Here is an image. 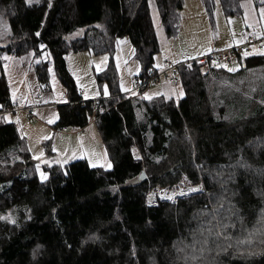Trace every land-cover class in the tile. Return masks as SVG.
<instances>
[{
    "label": "trees",
    "instance_id": "obj_1",
    "mask_svg": "<svg viewBox=\"0 0 264 264\" xmlns=\"http://www.w3.org/2000/svg\"><path fill=\"white\" fill-rule=\"evenodd\" d=\"M153 1L173 33L182 0ZM239 1L218 0L225 17L239 15ZM201 2L212 23L214 0ZM0 21V51L30 52L41 84L51 61L65 98L53 127L92 120L111 161L43 164L39 179L25 139L0 115V264H143L144 247L154 264H264V53L238 58L236 70L180 68L176 97L125 96L117 37L133 47V80L158 68L148 0H0ZM79 50L108 56L94 73L107 89L96 98L84 99L66 68L64 56ZM11 103L0 68V109ZM179 180L201 190L145 203L147 191Z\"/></svg>",
    "mask_w": 264,
    "mask_h": 264
},
{
    "label": "rangeland",
    "instance_id": "obj_2",
    "mask_svg": "<svg viewBox=\"0 0 264 264\" xmlns=\"http://www.w3.org/2000/svg\"><path fill=\"white\" fill-rule=\"evenodd\" d=\"M148 5L158 46V50L153 56V64H160L159 67L162 60H174L189 52L199 53L210 48H222L221 46L231 44L234 39L238 40L234 35L237 32L240 35L243 33L240 42L247 34L252 35L256 41L264 35V4L261 0H240L239 15L227 18L224 16L218 0H214L212 23L201 0H182V7L178 12V22L171 34L165 32L154 1L148 0ZM238 23L241 24L240 27L236 26ZM6 26L5 22L0 21V45L7 39ZM254 43L249 46L250 50L245 54H255L253 52L256 50L264 52L256 48L257 44ZM103 55L94 57L86 50H79L64 56L66 68L83 98H96L98 94L107 91L105 85L97 84L94 75L108 63V56ZM34 64L35 60L30 52L13 55L0 51V68L8 85L11 102L18 107L32 106L28 113L14 111L2 116L6 121L11 122L15 126L17 134L25 139L31 157L36 161L38 178L43 179L46 176L41 169L43 164L64 166L67 162L77 159L84 160L92 167L109 168L111 161L105 146L100 141L94 123L87 124L82 128L67 127L66 131L59 130L61 136L53 133L56 128L53 127L55 106L64 102V93L51 61L47 66L48 80L46 84L38 82L33 70ZM112 64L119 86L125 89L130 88L129 82L132 76L138 73L139 64L133 57V47L125 35L117 37L115 40ZM226 68L236 70L238 63L234 62ZM167 85L160 83L157 90L149 89L145 91V94L150 95L160 89L165 91L170 89L169 91L173 93L174 97L178 96L179 85H170V88ZM175 183H179L183 190H173L166 188V185H161L147 192L145 202L149 204L157 200L174 202L179 197L191 194L192 189L200 188V183L190 184L184 180ZM159 189H166L162 196L166 199L158 198ZM206 247L207 244L204 248ZM143 249L145 254L142 248H137L139 255L144 256L143 264H154L150 251L146 247Z\"/></svg>",
    "mask_w": 264,
    "mask_h": 264
},
{
    "label": "built area",
    "instance_id": "obj_3",
    "mask_svg": "<svg viewBox=\"0 0 264 264\" xmlns=\"http://www.w3.org/2000/svg\"><path fill=\"white\" fill-rule=\"evenodd\" d=\"M254 42H261L264 44V36L260 37L257 41L253 38L252 35L247 34L244 39L235 44H231L226 47L222 48H216L212 49L208 52L196 55L194 57H190L183 60H163L161 62V66L158 67L155 70H152L145 78L143 79H134L131 82V87L128 91L122 93L125 96H131L135 95L140 92H145L151 88L157 87L160 83H166L171 86H177V73L180 68L183 70L187 69V65L190 64H196L198 66V69L201 73H204L207 71V68L210 64H221L224 66H228L232 63H234L238 58L243 57L245 55V52L248 51L249 46ZM32 109V106H15V104L11 103L9 105H6L2 109H0V115H4L5 113H10L14 111H20L23 113H28ZM35 108V107H33ZM94 111V110H93ZM57 130V132L65 131V128L61 127ZM166 188L171 189H178L179 191L183 190V187L179 185V183H174L172 185H166ZM201 190L200 188L196 191H192L190 193H194ZM148 192V191H147ZM166 192V189H159V192L157 193L159 199H166L165 197H162L164 193ZM147 194V193H146ZM158 201V200H157ZM146 203V202H145ZM155 202L152 203H146L149 206L155 205Z\"/></svg>",
    "mask_w": 264,
    "mask_h": 264
},
{
    "label": "crops",
    "instance_id": "obj_4",
    "mask_svg": "<svg viewBox=\"0 0 264 264\" xmlns=\"http://www.w3.org/2000/svg\"><path fill=\"white\" fill-rule=\"evenodd\" d=\"M227 18V17H226ZM237 27H240L241 26V24H237L236 25ZM246 32H249V31H246ZM251 33V32H250ZM235 35V37L238 39V40H233L232 41V43L231 44H235V43H239L240 42V39H241V37H242V35H243V33H242V35H240L238 32L236 33V34H234ZM264 36V35H263ZM233 37V36H232ZM262 37V36H261ZM237 41H239V42H237ZM231 44H227V45H225V46H221V47H226V46H229V45H231ZM254 44H257L255 47L256 48H258L260 51H264V45L261 43V42H256V43H254ZM212 49H216V48H210L209 50H204V51H202V52H199V53H193V52H189V53H186V54H184V56H181V57H179V58H175L174 59V61L175 60H183V59H187V58H190V57H194V56H196V55H199V54H202V53H205V52H208V51H210V50H212ZM250 50V47H249V49H248V51ZM253 53H261V52H259L258 50H256L255 52H253ZM264 53V52H263ZM248 54H251V53H248ZM247 54V55H248ZM100 55H102V56H104L103 54H100ZM91 56H94V55H91ZM96 56H99V55H96ZM96 56H94V57H96ZM246 56V55H245ZM163 61V60H162ZM162 61H160V63L162 62ZM159 65L160 64H153V66L154 67H159ZM99 71V70H98ZM133 80V76H132V79H131V81ZM131 81L129 82V84H131ZM118 85H119V82H118ZM154 90H157L158 89V87H154L153 88ZM119 90H120V92L121 93H124V92H126V91H128L129 90V88L128 89H125V88H121L120 86H119ZM84 99H88V98H84ZM35 109V108H34ZM32 117V116H31ZM55 117H56V115H55ZM30 118V117H29ZM87 124H93V122H92V120L91 121H89ZM86 124V125H87ZM48 128V127H47ZM49 129V128H48ZM53 133H55L56 135H58V136H61V134H59V132H57V130H55V131H53Z\"/></svg>",
    "mask_w": 264,
    "mask_h": 264
},
{
    "label": "snow or ice",
    "instance_id": "obj_5",
    "mask_svg": "<svg viewBox=\"0 0 264 264\" xmlns=\"http://www.w3.org/2000/svg\"><path fill=\"white\" fill-rule=\"evenodd\" d=\"M245 55H247V53L245 54ZM137 158H139V157H137ZM197 189H192V191H196Z\"/></svg>",
    "mask_w": 264,
    "mask_h": 264
},
{
    "label": "bare ground",
    "instance_id": "obj_6",
    "mask_svg": "<svg viewBox=\"0 0 264 264\" xmlns=\"http://www.w3.org/2000/svg\"><path fill=\"white\" fill-rule=\"evenodd\" d=\"M5 107V106H4Z\"/></svg>",
    "mask_w": 264,
    "mask_h": 264
}]
</instances>
